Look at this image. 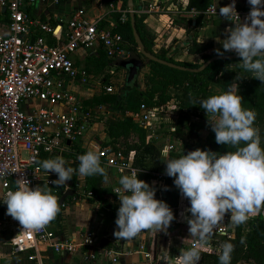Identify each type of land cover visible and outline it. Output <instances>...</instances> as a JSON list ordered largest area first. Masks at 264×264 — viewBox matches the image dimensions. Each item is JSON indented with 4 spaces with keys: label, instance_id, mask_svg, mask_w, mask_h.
<instances>
[{
    "label": "clouds",
    "instance_id": "1",
    "mask_svg": "<svg viewBox=\"0 0 264 264\" xmlns=\"http://www.w3.org/2000/svg\"><path fill=\"white\" fill-rule=\"evenodd\" d=\"M248 4L250 12L244 22L236 12L235 0L219 9L220 16L235 25L226 29L222 46L224 52H233L240 58L242 70L264 84V10H261L264 0H248ZM217 55L223 53L217 50ZM242 101L234 82L224 93L199 102L210 118L207 120L215 142L234 151L220 154L196 149L164 162L165 174L174 178L175 187L190 204L186 209L190 217L186 215L185 220L189 237L195 239V244L182 248L177 257L169 258L166 254V264H199L200 250L209 244L226 214H230L229 224L235 228L264 210V148L260 130L254 127L256 113L243 108ZM77 160L76 168L66 166V160L60 156L35 163L46 174H56L58 178L52 183L58 188L65 187L74 174L79 178L100 175L107 179L96 152L87 151ZM137 176L135 170L122 175L115 189L122 195L113 235L129 244L149 231L166 232L175 219L168 204L155 199V190ZM29 185L30 181L22 176L15 181L14 190L0 191V200L7 206L6 214L19 223L22 232H39L56 219L60 207L48 184L35 188ZM244 242L242 238L241 243ZM234 249V244L223 243L219 264H231Z\"/></svg>",
    "mask_w": 264,
    "mask_h": 264
},
{
    "label": "built area",
    "instance_id": "2",
    "mask_svg": "<svg viewBox=\"0 0 264 264\" xmlns=\"http://www.w3.org/2000/svg\"><path fill=\"white\" fill-rule=\"evenodd\" d=\"M60 1L0 0V8L6 16V31L0 32V191L14 190L15 181L22 176L30 181L31 188L54 185L52 181L58 178L56 174H46L35 162L42 161V157H61L81 135L83 116L78 110L81 100L69 86L76 77L83 78L85 72L75 65L71 55L79 48H100L104 57L112 61L126 57L129 52L113 25L100 26L101 19L87 18L86 4L72 10L65 21L42 20L26 11L27 6L37 2L56 5ZM88 1L84 0L85 3ZM215 10L214 4L210 3L203 13L212 16L216 15ZM236 12L240 21H244L250 8ZM126 13L127 9H124L120 23ZM105 90L111 92L110 86ZM27 100L39 104L24 112L21 105ZM157 111L140 105L139 111L130 116L148 129L152 117L161 122L162 117L156 114ZM93 147L101 164L117 173L144 172L131 166V152L124 157L107 146ZM166 149L170 150L171 146ZM162 175L156 173V179L160 180ZM75 193L82 194L81 190ZM84 196L90 198L91 193L87 191ZM0 204L7 208L2 200ZM261 214L264 218V210ZM8 217L13 226V233L7 240L10 251L21 255L29 264H54L48 253L69 254L82 247H91L94 242L90 230L83 232L76 242L56 236L54 230L46 227L39 232H22L19 223ZM226 221L227 217L215 233L224 234L229 230ZM194 244L195 241L190 246ZM104 255L112 264H119L118 254L105 250Z\"/></svg>",
    "mask_w": 264,
    "mask_h": 264
},
{
    "label": "trees",
    "instance_id": "3",
    "mask_svg": "<svg viewBox=\"0 0 264 264\" xmlns=\"http://www.w3.org/2000/svg\"><path fill=\"white\" fill-rule=\"evenodd\" d=\"M106 1L114 5L116 0ZM125 1L121 0L123 7H125ZM209 3L210 0H188L186 6L187 8L193 7L197 10H202ZM111 17L113 18L112 24L115 30L120 33L126 44H129V46L126 45V49L137 53V46L132 38L131 27L129 25L128 13L125 14L122 23L119 21V13L113 12L111 13ZM142 20V14L133 13L134 29L144 50L159 59H164L180 66L195 68L210 57L217 55V50L222 53H233L224 52L222 48L215 47L211 41L197 42L193 34L188 39L185 49L188 54L198 56V63L173 61L170 56L166 55V50L158 53L151 51L153 34L145 28ZM99 25L105 26L104 20H100ZM189 30L187 29L185 32L188 33ZM96 54L88 57L84 63L92 60L96 61L98 65H110V60L104 57L102 51L98 50ZM143 61L148 66L144 89L133 86V84L129 85V82H127L117 91L94 95L84 100V103L95 105L109 104L111 109L118 113V118L110 120L105 129L109 149L119 152L124 157H127L129 152H131V166L144 171V177L146 178H156L155 174L161 172L163 175L161 176L160 184L163 195H158L157 200L164 201L173 210L177 206V199L180 192L174 185V178L168 177L165 174L166 164L164 162L168 159L179 158V155H186L188 153L186 152L187 148L195 147V150H210L220 154H225L229 150H235L229 149L224 145H218L215 142V134L212 130L206 134L202 142L196 144L200 124L197 122L198 120H192L191 118H199L197 116L199 113L205 115V118L207 117L205 111L200 108L199 102L209 96L224 93L227 91L229 85L233 83L234 79H236L238 95L243 98L242 107L251 109L256 113L254 127L260 130L261 147L264 148V84L259 80L253 79L251 73L245 72L239 67V63L241 62L240 58L214 60L199 72L178 70L145 59H142ZM234 62V66H231L230 63ZM135 73V71L129 73V77H133ZM205 81H213L219 91L207 90L199 98L196 96L200 92L198 89ZM170 99H173L177 105L178 119L177 117L175 118L169 128V132L180 140L181 145L168 150L165 159L161 162V152L149 137L146 127H143V125L133 120L126 113L132 114L138 112L140 105L146 108L159 109ZM42 158V160L49 159L47 157ZM76 186L77 181L73 180V183L67 188L75 190ZM49 187L52 188V194L57 196L59 200V197L64 192L63 187L58 188L56 185ZM83 191L91 193L90 200H95L97 203L104 204L111 208V210H114L112 206L113 192L111 189L102 186L97 179L93 177L87 179L83 185ZM226 222L229 224L230 221L227 220ZM242 238L245 240L243 244L241 243ZM100 240L99 243L107 248L112 250L117 248L114 243H107L109 245L106 246L105 241L107 239ZM217 242L221 244L225 242L234 244L235 249L232 253L231 264L238 262L264 264V218L262 214L251 216L246 224L239 227L234 228L230 225L229 230L224 234L214 233L209 245H216ZM220 254L221 247L217 252L201 251L199 264H219ZM27 264L29 263L27 262Z\"/></svg>",
    "mask_w": 264,
    "mask_h": 264
},
{
    "label": "crops",
    "instance_id": "4",
    "mask_svg": "<svg viewBox=\"0 0 264 264\" xmlns=\"http://www.w3.org/2000/svg\"><path fill=\"white\" fill-rule=\"evenodd\" d=\"M187 2L188 0H132L133 11L136 14H142L143 25L153 34L151 45V51L153 53L166 50V55L170 56L173 61L198 63L199 58L197 55L188 54L186 52L185 48L188 39L194 34L197 42L211 41L215 47L222 48L223 50L222 41L226 38V29L234 27L235 25L225 20L219 13L212 16L204 14L203 11L207 6L202 10H197L193 7L187 8ZM232 2L233 0H210V3L214 4L218 12L221 7L228 6ZM85 4V14L87 18L104 20L106 26L113 25L111 13L117 12L121 14L122 11L126 9V1L124 4L125 7H123L121 0H116L114 5L106 0H89L87 3H85L84 0H61L56 5L37 2L27 6L26 11L29 15L37 16L42 20L48 19L50 22H54L61 19L65 21L72 10ZM235 8L236 11L245 10L250 8V5L248 4V0H235ZM5 24V12L0 8L1 33H5L6 31ZM187 29H190L188 33L185 32ZM126 45L129 46V44ZM98 50L102 51L100 48H93L90 50L79 48L71 57L74 63L78 61L81 62L79 63V65H81L88 57L97 55L96 53ZM145 66H147L146 62L142 64V67L135 70L136 73L133 77L126 78L123 85L127 82H129V85H132L133 80H135L136 85H138L140 89H144L142 86L143 82L141 81L143 76L141 71H144L143 69ZM109 67L111 69L114 67L111 65V60ZM109 72L112 71L109 70ZM70 83L69 87H75L77 85L75 81H71ZM208 86L209 82L205 81L198 89L200 92H198L197 97L201 98L205 94L203 90H209ZM203 87L204 89H202ZM172 100L173 99H170L169 102H173ZM93 126L94 125L89 127L87 133L83 134L84 137L81 136L77 140L76 145L86 152L90 150L93 151V146L96 145L90 140L93 135L91 134ZM147 130L154 135L152 128H148ZM99 137L100 139L102 137L104 138V133L100 132ZM77 149L78 147H75L73 151ZM122 175L125 174L117 173L109 168L107 179H102L101 185L111 189L113 192L112 206L114 210H111V208L104 204L101 205L97 203L95 200H90L88 197L86 198L89 199V201L77 199V196L84 195L85 193L83 191V186L80 184H77L72 195L65 196L60 203L59 214L54 221L46 226V228L54 230L56 236L69 239L73 242L79 241L81 234L90 230L94 234V242L91 247H82L69 254L53 255L48 253V257L53 260L54 264H112L104 255L105 250L118 254L119 264H166V254L167 257L174 258L179 255L182 248L188 249L191 247L190 243L195 241V239L189 237L188 225L185 220L186 215L190 217V213H186V209L190 207V204L181 194L178 196L177 206L175 209H171L175 219L166 232H146L136 238L131 244L123 240L115 239L113 235L116 230L115 220L117 218L118 208L120 207L119 197L122 195L121 193H116L115 189L118 187V181ZM137 178L145 181L155 190V199H157L158 195H163L160 180L156 178H146L144 177V172L138 173ZM65 190H68L67 186L64 191ZM76 190H81L82 194H76ZM81 206L87 207L88 210L81 208ZM100 207L107 213L103 214V212L100 211ZM6 212L7 208L0 204V264H27L21 255L12 254L10 251L7 240L13 233V226ZM229 215L230 214L227 215L228 221H230ZM98 216L105 217L108 223L104 222L105 225L101 226L97 220ZM227 225L229 224L227 223ZM100 239H107V241H105L106 246L109 245L107 243H114L117 248L112 250L103 246L99 243L101 241ZM221 245L220 242H217L216 245L208 244L206 247L202 248L200 252H217ZM144 254L147 256L144 257ZM236 264L251 263L238 262Z\"/></svg>",
    "mask_w": 264,
    "mask_h": 264
},
{
    "label": "rangeland",
    "instance_id": "5",
    "mask_svg": "<svg viewBox=\"0 0 264 264\" xmlns=\"http://www.w3.org/2000/svg\"><path fill=\"white\" fill-rule=\"evenodd\" d=\"M79 63L81 62L75 61V65L80 66V68L84 70L85 76L83 78L80 76L76 77L75 82L77 83V85L75 87L73 86L70 87V90H73L75 94L78 96V98H80L81 100L79 102L78 110L79 113L83 116V122H82L83 130L79 137L81 136L84 137L83 134L87 133L89 127L94 125L91 131L92 132L91 134L93 135L90 138V140H92V142H94L97 146L109 147L107 143L108 137L106 136L105 129L107 123L110 120L118 118V113L116 111H113L109 104H100V105H95L91 103L86 104L84 103V100H87L94 95L109 93L105 90L106 86H110L112 92L117 91L120 87H122V85L126 81V78H129V70L120 67H113V69H111L109 67L110 65L107 66L98 65L96 61H92V60L88 61L87 63H82L81 65H79ZM234 64L235 62L230 63L231 66H234ZM109 70H111L112 72H109ZM143 70L144 71H141L143 75L141 81L143 82L142 86L144 87V83L147 80L146 75L148 74V66H145ZM234 82L236 83V79H234L233 83ZM133 86H138L136 85L135 80H133ZM208 88L211 91H219L218 87L215 85L213 81L211 83L209 82ZM202 89H204V87ZM206 91L203 90V93ZM169 101L166 102L163 106H161L156 113L158 116L162 117L161 123H159L154 117L151 118L150 128H152L154 135H152L148 131L150 133L149 137L151 139L153 138V143L159 148L161 152V158H162L161 162H163L164 156L167 153L166 147L168 145H170L171 148H177L181 145L180 140L174 137L169 132V128L173 124L172 120H175L176 117L178 119V108L176 107L177 105L175 101L172 100L173 102L171 103ZM38 104H39L38 101L27 100L21 105V110L27 112L30 108L36 107ZM126 115L130 116V113L127 112ZM197 116L199 117L197 119L191 118L192 120H198L197 122L200 124L198 130V138H197L198 140L196 141V144L202 142L206 134L209 131H211V127L209 126L207 120V119L210 120V118L209 117L205 118V115H201V113H199ZM100 132L104 133V138L102 137L100 139L99 137ZM76 144L77 141L73 142L71 146L67 150L63 151L61 154V157H63L67 162L66 166H70L73 168L75 166H78L79 162L77 160V157L86 153L84 149H80L79 146H77ZM75 147H78V149L76 151H73ZM194 150L195 147L187 148L186 152L194 151ZM101 166L106 169V172H108L109 170L108 166L104 164H101ZM92 177L94 179H97L102 184V179L104 178L103 176L96 175L86 178H79L77 175L74 174L73 179L68 181L66 183V186L69 187L70 184L73 183V180L77 181V184L83 186L85 184V181L87 179H91ZM77 199L83 201H89V199H87L86 196L84 195L77 196ZM81 208L83 209L85 208L86 210H88L87 207L85 206H81ZM100 211L103 212V214L107 213L101 207H100ZM97 220L101 226L105 225L104 222L108 223L105 217L98 216Z\"/></svg>",
    "mask_w": 264,
    "mask_h": 264
},
{
    "label": "water",
    "instance_id": "6",
    "mask_svg": "<svg viewBox=\"0 0 264 264\" xmlns=\"http://www.w3.org/2000/svg\"><path fill=\"white\" fill-rule=\"evenodd\" d=\"M126 9H127L128 18H129V25L131 27L132 38L137 46V53L130 51L128 52L126 57H118V58L113 59L111 61V65L114 67L125 68L129 70V73H133L135 70L142 67V64H143L142 59H145L151 62H157V63L163 64L165 66L175 68L178 70H183V71H188V72H199L202 69H204L210 62L214 60L239 58L235 53H223L222 56L214 55L210 57L209 59L205 60L204 62H202L199 66L195 68L180 66L173 62H169L164 59H159L144 50L143 45L134 29V25H133V12L134 11H133L132 0H126ZM72 194H73V190L71 189L65 190L61 194L58 203L60 204L66 195H72Z\"/></svg>",
    "mask_w": 264,
    "mask_h": 264
}]
</instances>
